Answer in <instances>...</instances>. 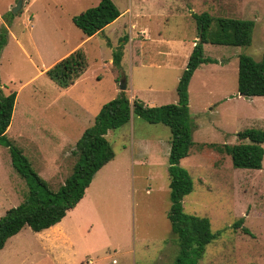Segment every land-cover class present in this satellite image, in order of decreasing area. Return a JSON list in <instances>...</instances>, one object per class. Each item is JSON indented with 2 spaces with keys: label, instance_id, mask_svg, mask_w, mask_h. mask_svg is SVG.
Wrapping results in <instances>:
<instances>
[{
  "label": "rangeland",
  "instance_id": "1",
  "mask_svg": "<svg viewBox=\"0 0 264 264\" xmlns=\"http://www.w3.org/2000/svg\"><path fill=\"white\" fill-rule=\"evenodd\" d=\"M19 1L0 0V31L7 30L0 90L16 92L6 134L52 189L69 174L84 128L120 90L122 72L130 82L128 96L149 106L176 102V75L193 40L199 42L193 14L208 13L212 27L219 17L254 21L249 45L203 44L205 56L216 62L202 63L191 77L194 144L180 165L193 181L183 210L207 217L214 233L199 264H264V157L260 169L234 168L230 156L217 149L238 143L241 130L264 129V96L244 97L237 90L238 55L260 59L264 52V0H113L123 13L91 37L72 16L99 0H21L14 12ZM140 6L145 14L136 17ZM75 49L84 53L86 68L73 84L60 87L45 68ZM114 51L125 52L123 71L110 62ZM107 137L115 157L60 221L64 234L24 226L0 250V264H173L178 241L167 218L170 128L134 115ZM28 190L8 147L0 144V217ZM242 217L250 234L233 225Z\"/></svg>",
  "mask_w": 264,
  "mask_h": 264
},
{
  "label": "trees",
  "instance_id": "2",
  "mask_svg": "<svg viewBox=\"0 0 264 264\" xmlns=\"http://www.w3.org/2000/svg\"><path fill=\"white\" fill-rule=\"evenodd\" d=\"M113 0H99L98 4L72 16V22L85 36H92L120 15ZM197 31L201 39L189 54L187 64L178 80L176 92L178 100L158 106H148L139 98L129 100L125 91H120L113 99L104 103L88 126L77 139L72 153L75 160L71 170L58 188L52 189L48 182L34 170L23 151L12 145L6 131L12 121L16 92L4 94L0 90V144L8 147L14 169L29 184V190L18 205L6 210L0 217V250L6 241L17 234L24 226L39 232L59 221L67 211L84 196L94 174L115 152L106 138L108 130H114L126 124L132 114L149 123H162L171 131L168 154L169 199L167 218L172 233L178 241V253L173 264H199L205 246L213 239L211 224L207 217L188 214L183 210V198L193 188L189 172L180 165V160L189 155L193 146L192 117L189 110L188 85L193 72L202 64L216 62L205 56L203 44L249 45L252 41L254 21L234 17L213 18L208 13L193 14ZM7 41V30L0 31V51ZM122 53L114 51L112 62L120 68ZM84 53L76 49L46 70V74L60 87H67L83 73L86 68ZM237 90L244 97L264 96V52L260 59L245 53L238 55ZM238 143L224 144L217 149L225 151L231 158L234 168L260 169L264 157V129L247 128L237 133ZM243 217L234 222V226L250 234L242 226Z\"/></svg>",
  "mask_w": 264,
  "mask_h": 264
},
{
  "label": "crops",
  "instance_id": "3",
  "mask_svg": "<svg viewBox=\"0 0 264 264\" xmlns=\"http://www.w3.org/2000/svg\"><path fill=\"white\" fill-rule=\"evenodd\" d=\"M141 1H142V3H144L143 0H140V2H141ZM145 1H146V0H145ZM144 9H146L144 6H140L139 10H137V12L135 13V16H136V17H143L145 13L143 14L142 11H143ZM126 10H127V9H126ZM127 11L131 12V11H132V7L129 8ZM140 11H141V12H140ZM120 12H121V11H120ZM122 13H123V12H121L120 15H121ZM120 15H119L117 18H119ZM132 17H133V16H132ZM117 18H116V19H117ZM116 19H115V20H116ZM113 21H114V20H113ZM113 21H112V22H113ZM131 22H132V21H131ZM73 24H74V23H73ZM109 24H110V23H109ZM107 25H108V24H107ZM107 25H106V26H107ZM106 26H105V27H106ZM133 26H134V23H131V27H133ZM105 27H104V28H105ZM77 28H78V27H77ZM104 28H103V29H104ZM103 29H102V30H103ZM79 30H80V29H79ZM115 30H116V28H115ZM80 31H81V30H80ZM141 31L144 32V33L146 34V28L141 27ZM92 36H93V35H92ZM88 37H91V36H88ZM195 41H196V40H193V46H194V44H195ZM206 44H207V43H206ZM124 49H125V48H124ZM131 49L133 50V48H131ZM75 50H76V49H75ZM75 50H74V51H75ZM71 51H72V50L66 52V53L62 56V58H64L65 56L69 55V54L71 53ZM72 52H73V51H72ZM124 55H125V52L122 54V57H121L120 68H119L120 71H123V66H122V65H123V61H124ZM132 57H133V56H132ZM188 57H189V56H188ZM62 58H60V60H61ZM187 61H188V60H187ZM110 62L113 63V62H112V57H111V59H110ZM138 64H139V63H138ZM142 64H143V63H142ZM186 64H187V62H186ZM186 64H185V66H186ZM52 65H53V64H52ZM52 65H51V66H52ZM133 65H134V61L132 60L131 67H132ZM157 65H158V66H161V65H164V64L162 63V64H157ZM51 66H48V67L45 68V69H48V68H50ZM137 66H139V65H137ZM184 68H185V67H184ZM183 70H184V69H183ZM45 72H46V71H45ZM122 74H124V76H125V78H126V88H125V90H121V89H120V90L118 91V93H119L120 91H125V93H126V95H127V88H128V86H129L130 82H129L128 75L126 74V72H125V73L122 72ZM181 74H182V72H181ZM181 74H179V75L177 74V75H176L177 84H178V80H179ZM193 74H194V72H193ZM192 76H193V75H192ZM121 78H122V77H121ZM120 80H121V79H120ZM120 80L118 79V82H119V83H120ZM190 80H191V79H190ZM189 84H190V82H189ZM176 87H177V86H176ZM188 89H189V85H188ZM118 93H117V94H118ZM188 96H189V93H188ZM127 97L129 98L130 101H132L134 98H138V96H137V95H134L133 93H132L131 96H128V95H127ZM112 99H113V98H112ZM139 99H140V98H139ZM141 100H142V99H141ZM177 100H178V97H177ZM177 100H176V101H177ZM142 101H144V100H142ZM144 102H145V104H146V101H144ZM166 104H167V103H166ZM146 105H148V104H146ZM160 105H162V104H160ZM188 105H189V103H188ZM148 106H149V105H148ZM157 106H158V105H157ZM189 110H190V108H189ZM134 115H135V114H132V115H131L130 120H129L126 124H129V123L132 122V118H133ZM136 116H137V115H136ZM138 117H139V116H138ZM126 124H124V125H126ZM124 125H122V126H124ZM122 126H121V127H122ZM86 128H87V127H86ZM86 128H84V130H85ZM119 128H120V127H119ZM119 128H117V129H119ZM84 130H83V131H84ZM114 130H116V129H114ZM109 131H112V130H108V132H109ZM108 132L106 133V138H107V139H108V137H107ZM82 133H83V132H82ZM108 140H109V139H108ZM169 148H170V142H169V147H168V154H169ZM114 157H115V156H114ZM143 159L147 161V158H146V157H144ZM85 193H86V192H85ZM85 193H84V196L82 197V199H81V200L75 205L74 208H76V207H77L79 204H81V202L84 200V198L86 197V194H85ZM65 216H66V215H65ZM65 216H64V217H65ZM64 217H63V218H64ZM63 218H62V219H63ZM62 219H61V220H62ZM48 228H50V230H53V231H55V232H56V231L59 232L61 235L64 234V231H63V228H62V223H61L60 221H59L58 223H56V224H54V225L48 227ZM48 228H46V229H48ZM43 230H45V229H43ZM43 230H41V231H43ZM41 231H39V232H41Z\"/></svg>",
  "mask_w": 264,
  "mask_h": 264
},
{
  "label": "water",
  "instance_id": "4",
  "mask_svg": "<svg viewBox=\"0 0 264 264\" xmlns=\"http://www.w3.org/2000/svg\"><path fill=\"white\" fill-rule=\"evenodd\" d=\"M21 5H22V1L20 0L18 5L13 9V11L14 12L18 11L21 8ZM201 31L202 30H200V32H199V41L201 39ZM125 88H126V78H125L124 74H122V78L120 80V89L125 90Z\"/></svg>",
  "mask_w": 264,
  "mask_h": 264
}]
</instances>
